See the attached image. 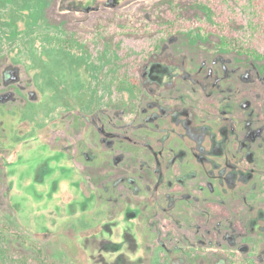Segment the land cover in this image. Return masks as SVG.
I'll return each mask as SVG.
<instances>
[{
    "label": "rangeland",
    "instance_id": "rangeland-1",
    "mask_svg": "<svg viewBox=\"0 0 264 264\" xmlns=\"http://www.w3.org/2000/svg\"><path fill=\"white\" fill-rule=\"evenodd\" d=\"M217 2L49 0L41 9L37 0H0V125L9 140L19 125L25 136L72 141L76 151L81 132H89L78 117L100 129L93 131L100 135V200L133 193L148 203L149 212L139 203L126 208L130 238L138 215L150 214L137 234L148 244L140 264H264V53H238L204 30L211 11L217 18ZM121 24L139 34L159 29L158 49L140 48L137 38L107 39ZM127 77L139 86L131 94L121 90ZM98 104L85 114V105ZM93 139L86 138L89 146ZM59 153L72 170L51 206L61 204V190L82 193V163ZM11 170L18 179L14 164ZM3 183L0 264H94L87 251L97 253L90 240L98 233L81 235L96 220L95 206L86 213L72 207L69 217L45 209L40 227L29 215L49 201L34 209L20 183L16 200L28 205L17 218ZM121 216L101 234L116 230Z\"/></svg>",
    "mask_w": 264,
    "mask_h": 264
},
{
    "label": "flooded vegetation",
    "instance_id": "flooded-vegetation-1",
    "mask_svg": "<svg viewBox=\"0 0 264 264\" xmlns=\"http://www.w3.org/2000/svg\"><path fill=\"white\" fill-rule=\"evenodd\" d=\"M80 44V43H79ZM98 85H100V77L97 78ZM129 81V82H128ZM125 82V80H124ZM138 85L136 82L131 81L126 78V83L122 86L121 90L123 92H126L128 94H131V92L136 91L138 89ZM100 92V88H99ZM73 106L71 105V108ZM94 106H91L90 108L88 105H85V108L87 111H84L82 109V105L80 107V111L86 112L85 114H88V112L93 113L95 110L100 109V104L96 105V109L93 108ZM93 108V109H92ZM92 109V110H91ZM90 110V111H89ZM82 117H78V122L81 125V127H84L86 131L88 132V135H84V129L81 132L82 134V147L80 149L78 148L77 151L73 148L74 143L72 141H65L64 143H56V139L53 140H46L45 138L40 139V136L37 135H23L19 131V125H16L17 135L15 137H11V140H9L7 134L5 131L8 129H5L3 125H0V131L3 133L5 139L4 141L0 138V170H3L1 173L0 178L4 182L2 185H5L6 192H7V200L10 204V206L15 208L14 213L17 218H19V212L18 207H25L28 204L24 203V201H19L16 199H19L22 195L20 193V178L17 179L16 175L13 174L11 170V166L14 164L15 160L18 157V154L22 150H30L35 149L40 143L46 144L49 148L52 150H56L59 152H62L65 156L72 155L74 159L80 160L82 163L81 165V177L79 181V187L81 189V194H75L71 190H61V204H56L55 206L46 204L44 209L42 208L41 203H34L32 204L33 207L41 206L40 208L33 211L30 215V221L34 224H37L41 227L42 221H47L49 217L46 218V210H49V212H53L55 214L64 212L65 216L63 217H69L68 213L72 209H67V205L71 204L73 202H77V210L82 211L83 213L92 211L91 209L92 205L95 206V211H97V217L94 222L89 228V232L81 235V237H89L96 233L100 234L99 240L94 244L93 248L96 247L97 253L93 254L92 252L87 251V260L88 262H93L95 264H140L141 262L144 263L145 257L148 256V244L147 239L144 236L143 239H141L138 242L139 235L137 236L138 232L143 233V229L145 230L146 224H144V221H146L150 214H146V211H143L142 214L138 215V220L134 225L135 228V234L133 233V238L129 235H127V231H129L130 224V216L126 212L127 205L129 204H136L139 203L138 207L142 210L148 209V203L146 201V198H144L143 195H139L138 199L137 196H135L133 193L128 197V200H116L117 203H110L105 204L103 201L100 200L101 197V191H100V185L102 184V181H100V135L98 137H95L93 131H98L100 133V129H96L95 126H92L90 123L87 122L86 118H82L84 121L80 120ZM72 131V130H71ZM71 131L68 133L69 137L71 136ZM90 137L93 139L91 142L92 145L89 146L86 138ZM71 138V137H70ZM95 146V148H94ZM73 150V152H72ZM93 156L92 160L89 159V157ZM96 153L98 155V163L97 165H91L94 163V160L96 157H94L93 153ZM88 184V185H87ZM1 185V186H2ZM92 186V187H91ZM97 187V188H96ZM15 200V202L13 201ZM71 202V203H70ZM67 204V205H66ZM49 205V206H48ZM66 205V206H65ZM137 205V204H136ZM47 206V207H46ZM34 208V209H35ZM148 211V210H147ZM81 212V213H82ZM149 212V211H148ZM67 215V216H66ZM122 215V221H118L115 223L114 228H117L116 230H113L111 233L102 232L103 225L111 220H114L116 216ZM144 225V227H143ZM130 232V231H129ZM131 233V232H130ZM132 234V233H131ZM142 235V234H141ZM137 236V237H136ZM80 237V236H79ZM78 239V236L76 237ZM137 240V241H136ZM85 242V241H84ZM83 244V243H82ZM135 245L137 248H135ZM86 248V247H85ZM88 249V248H87ZM92 249V248H91ZM89 249V251L91 250ZM142 251V253L139 252V250ZM97 259H96V258Z\"/></svg>",
    "mask_w": 264,
    "mask_h": 264
},
{
    "label": "trees",
    "instance_id": "trees-1",
    "mask_svg": "<svg viewBox=\"0 0 264 264\" xmlns=\"http://www.w3.org/2000/svg\"><path fill=\"white\" fill-rule=\"evenodd\" d=\"M48 1L37 0L41 9L46 6ZM215 11L217 15L216 20L212 18L215 12L211 11L208 20L200 23L205 31L219 34L224 39V43L231 41V46L238 53L245 52L256 56L264 53V0H218ZM125 18L130 20V16ZM176 22L189 27L184 21L177 20ZM154 33L155 35H153ZM154 33L143 32L139 34L135 31H130L124 24H121V30L120 27H115L107 34V39L137 38L142 43L140 48H148L150 51H153L158 49V37L161 35V31L157 29ZM185 34V37H190L193 32L191 33L189 29ZM226 39L228 40L226 41ZM112 56L118 57L115 52H113ZM106 58L107 55L104 59ZM117 68L116 66V71ZM4 248L3 239L0 235V254L4 253Z\"/></svg>",
    "mask_w": 264,
    "mask_h": 264
},
{
    "label": "water",
    "instance_id": "water-1",
    "mask_svg": "<svg viewBox=\"0 0 264 264\" xmlns=\"http://www.w3.org/2000/svg\"><path fill=\"white\" fill-rule=\"evenodd\" d=\"M60 161L61 153L51 151L48 146L43 143H40L35 149L20 151L14 163V169L20 173L19 178L21 183L24 184L23 194L37 201V203L40 201L44 202V200L50 202V198L53 196L54 200H58L59 183L65 180V171H67L68 174L72 170L71 166L65 167ZM40 207L41 206H38L37 208ZM72 207H77V202L67 205L68 209ZM31 209L32 208H30V210ZM107 230L108 229H105V231ZM99 237L100 234H96L90 241L97 242Z\"/></svg>",
    "mask_w": 264,
    "mask_h": 264
}]
</instances>
